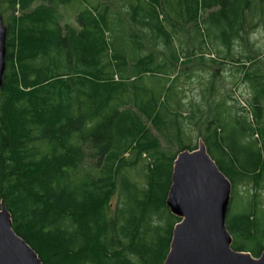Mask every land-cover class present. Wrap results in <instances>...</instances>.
I'll return each instance as SVG.
<instances>
[{
  "label": "trees",
  "instance_id": "1",
  "mask_svg": "<svg viewBox=\"0 0 264 264\" xmlns=\"http://www.w3.org/2000/svg\"><path fill=\"white\" fill-rule=\"evenodd\" d=\"M71 1L0 0L12 12L0 203L43 264H163L178 153L201 139L232 197L264 188V49H242L264 0H107L61 24L57 7ZM194 56L235 63L249 97L230 93L212 113L210 87L187 100L177 67ZM251 195L226 227L233 249L258 257L264 208Z\"/></svg>",
  "mask_w": 264,
  "mask_h": 264
},
{
  "label": "water",
  "instance_id": "2",
  "mask_svg": "<svg viewBox=\"0 0 264 264\" xmlns=\"http://www.w3.org/2000/svg\"><path fill=\"white\" fill-rule=\"evenodd\" d=\"M7 28L0 14V86L6 67ZM231 183L209 156L203 141L177 154L166 206L178 219L163 264H264L232 248L226 227ZM0 264H43L30 245L12 229L10 213L0 203Z\"/></svg>",
  "mask_w": 264,
  "mask_h": 264
},
{
  "label": "rangeland",
  "instance_id": "3",
  "mask_svg": "<svg viewBox=\"0 0 264 264\" xmlns=\"http://www.w3.org/2000/svg\"><path fill=\"white\" fill-rule=\"evenodd\" d=\"M107 0H72L67 5H60L57 7V11L59 14V20L61 24L70 23L75 25V18L79 11H81L84 7H90L91 5H96L98 3H106ZM0 9H3L5 12L1 14L3 16V21L5 23V19L12 15L11 10L5 9L3 3L0 2ZM15 15H19V12H13ZM260 14V12H258ZM258 16V15H257ZM257 25L254 26L250 21H248V25L246 28V34L244 36L245 40L243 41L244 48L247 50H251L254 46L257 49H264V17H257ZM254 44V46H252ZM214 53L211 49L204 54L205 57H214ZM181 59L180 63L177 67L178 73V84L179 89L185 95L187 100L196 99L198 100L202 93L205 94L204 88L210 87V90L206 92L205 98L207 101L211 103L209 107V112L215 110V104L223 102V100L227 99L228 95L232 93L233 97L237 99L245 100L248 96L246 93V87L241 83L240 76L238 75V71L236 73V64L227 60L218 59L215 63L210 62L209 60L202 61L197 57L189 58V61ZM184 63V64H183ZM187 63V64H186ZM232 97V98H233ZM238 101V100H237ZM212 113V112H211ZM195 123L192 122L188 129H196ZM201 139L196 140L195 144L197 146L198 142ZM231 187V197L230 204L227 212H232L236 210L238 203H240L238 208L247 201L249 196L251 197L252 193H259V199L261 201V206L264 208V188L255 189L253 187L247 186H238L237 194L240 196L239 201L235 200L234 195L232 197Z\"/></svg>",
  "mask_w": 264,
  "mask_h": 264
}]
</instances>
